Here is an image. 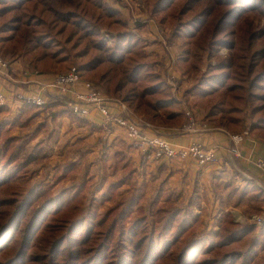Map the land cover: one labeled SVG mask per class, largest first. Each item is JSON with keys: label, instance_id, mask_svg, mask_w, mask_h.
Here are the masks:
<instances>
[{"label": "trees", "instance_id": "1", "mask_svg": "<svg viewBox=\"0 0 264 264\" xmlns=\"http://www.w3.org/2000/svg\"><path fill=\"white\" fill-rule=\"evenodd\" d=\"M162 1L150 0L152 8L146 1L156 16ZM180 34L187 36L184 30L175 33L177 38ZM213 34L210 32L203 41L196 36L190 38L196 48L192 56L195 61L190 62V49H184L181 57L182 64L188 65L187 72L192 66L198 68V50L205 43L217 41ZM143 47L142 39L128 28L121 12L110 0H0V53L9 56L13 63L19 58L29 62L34 69L48 70L44 73L54 70L66 72L77 66L82 77L103 86L107 94L135 104L150 119L161 118L172 125L183 123L185 118L184 113L179 112V102L162 72L154 69L157 61L148 65L143 60L146 57ZM196 88L190 87L185 93L199 101L209 100L208 115L211 119L226 120L231 129L240 131L245 128L249 134L255 132L264 139V107L261 108V100L256 98L252 89L244 87L241 90L244 93L239 94L230 89L206 94L198 91L195 94ZM223 105L230 109L218 117L216 108L223 110L219 108ZM35 107V104L26 103L13 121L0 123V137L5 125H8L4 129L7 131L11 126L28 128L36 118ZM2 111L0 107V116ZM64 113L66 111L55 112L52 116L54 123ZM68 113L75 117L73 112ZM246 119H251L252 123L245 124ZM44 123L46 129H51L52 137L57 135L59 128L56 125L51 128L48 119ZM38 132L34 127L25 137H10L0 145V219H3L0 220V242L8 244L18 235L23 237L18 255L6 264H24L32 241L43 226L48 234L43 250L47 251L56 240L51 251L45 253L48 254L47 260L68 264L72 254H80V249L75 248L76 243L68 245L79 222L86 235L91 231V238L82 244L87 255L80 261L84 264L105 250L121 256L129 252L137 254L150 240H155L156 235L169 240L159 254L166 264H262L264 224L259 226L255 220L239 223L225 214L216 221L220 227L218 231L212 229L214 227H199L200 217L194 212L196 200L181 207L166 208L163 205L168 202L169 195L160 186L155 187L157 193L151 197L145 180H138L143 172L135 174L133 170L128 178L121 177L117 182H106L105 173L91 196H87V192L89 185H94V178H84L81 182L73 180L58 192L46 181L34 180L35 172L27 171L28 166L48 160L50 156L45 149H41L43 154H39V150L29 147ZM19 140L20 143L14 145ZM116 158L117 155L111 166L120 169ZM108 162L106 160L104 164ZM65 167L69 175L77 165L73 163ZM121 168L124 170L126 165ZM132 176H136L134 183L139 187L132 188L133 194L129 191L128 194L119 193L115 203L110 204L116 187H121ZM65 178L67 176L62 179ZM100 187L103 188L100 190ZM126 195L130 197L125 198ZM85 199L89 200L88 204L84 203ZM52 212H56L57 220L46 223L45 217ZM24 218H28L25 226L21 224ZM127 219L132 221L128 236L123 233L116 240L118 226L122 223L126 229ZM140 227L145 235L140 236L137 230ZM195 229L199 235L181 241ZM169 230L173 233L171 239L167 236ZM95 257L86 264H94Z\"/></svg>", "mask_w": 264, "mask_h": 264}, {"label": "rangeland", "instance_id": "2", "mask_svg": "<svg viewBox=\"0 0 264 264\" xmlns=\"http://www.w3.org/2000/svg\"><path fill=\"white\" fill-rule=\"evenodd\" d=\"M146 1L152 8L150 0ZM146 1L110 0V3L121 12V16L123 20L127 22L128 28L141 39L142 37L138 32L139 27L131 24L129 21L130 10L132 8L137 9L140 14H148L149 18H154L162 27L169 43H172L177 49L176 57H172L169 62L164 56L157 59L153 57L150 58L147 55L150 50L145 49L147 40L142 39L144 43L143 52L146 55L143 60L147 62L148 65L152 64V62L156 63L157 61L156 66L154 67L153 65L154 69L162 72V77L165 78L170 86H172V84L169 82L168 77H177L180 74L185 84L184 91L195 86L198 87L196 88L197 91L195 94H197L198 91L202 94H206L210 91L223 92L229 89L238 91L236 93L239 94L244 93L241 92V90L247 87L256 93V98L261 100V108L264 107V104H262L264 103V0H163L159 7L161 10L157 13L158 16L151 12L152 10ZM126 9L129 10L126 12ZM144 19L145 17L142 21H144ZM179 30L186 31L187 36L184 37L180 34L179 38H177L175 33ZM210 32H214L213 37H217V41L205 43L203 48L198 50V68L196 69L195 66H192L191 71L187 72L188 65L186 64L184 66L182 64L181 57L182 53L184 54V49L185 51L186 49H190V62L192 63L195 61L192 56L195 54L196 48L192 44L190 38L193 39L192 37L196 36L203 41ZM106 37L108 43L111 44L112 40L109 33L106 34ZM20 61L24 63L22 64L25 67L23 70L36 71L38 73L48 71L34 69L30 67L29 62L20 60L19 58L15 63L12 61L13 67H15L14 64L17 65ZM171 65L173 66L172 70L168 71V67ZM100 87L108 93L103 86ZM193 98L194 100L187 109L191 110L193 114L194 111H196L197 114L201 116L203 109L207 113L209 112V100L199 101L196 97ZM236 103L237 102H234V104ZM23 105L24 104L16 108H12L11 106H0L3 108L0 116L1 125L5 120L13 121ZM219 108H223V110H219L218 107L216 108L218 117H222V115L226 114V111L230 109L227 105L219 106ZM61 111H66V113L61 114L57 118L56 123H54L52 120L53 114ZM68 112L73 111L59 102H54L44 108H39L38 112L35 110L36 118L28 128L21 129L19 126H11L9 131H7L4 129L8 125H5L3 128L4 131H1L2 137H0V145L10 137H18V139L23 138L36 127L39 132L33 138L32 144H30L29 147L39 150V154H43L41 149H45L50 156L48 160L43 159L39 162H35V164H30L27 171H31L32 173L35 172L34 180L46 181L50 187L53 185L55 188L54 191L56 192H58L63 185H70L73 180L81 182L84 178H88V180L94 178L95 183L94 185H89L87 192V196H91L92 193H94L93 189L98 186L99 181L104 177L105 173L106 182L107 180L109 182L114 180L117 182L121 177L128 178V174L133 172V170L135 174L141 172L137 167L139 164L132 161L127 154L119 155V151L128 148L126 147L127 144H118L124 141L121 140L117 142L116 144L118 145L115 147L108 144V142H97L94 136L96 135L94 124L85 117L77 115L74 112L75 117L72 118ZM47 119L50 122L51 128H54L55 125L59 128L57 135L53 137L51 129H46V124L44 122ZM244 123H252V120L246 119ZM167 128L168 127L161 126L159 131H157L158 134L160 133L166 136L164 133H166ZM19 143L20 140L14 145H18ZM117 148L119 149L115 150ZM115 155H117L116 162H118L120 169H114L111 166L114 162L112 159H114ZM108 157H111V159ZM106 160L109 162L104 164ZM73 163H76L77 167L67 175L69 172L66 171L65 166ZM124 165H126V168L123 170L121 167ZM151 173L152 175H149L148 172H145V175L138 179L139 182L145 180L148 193L151 197H154L157 193L155 187L158 188L162 186L165 193L169 195L167 201L171 203L168 204L165 202L166 204L163 206L171 209V206H173L172 204H177L175 206L180 205V207L185 205L184 202L187 200L185 192L178 193V191H173L171 188L169 181L171 180V182H174L173 177L165 174ZM1 174L2 172L0 170V176ZM65 176H67V178L62 179ZM135 179L136 176H132L121 187H116L117 189L113 194L115 197L112 198L113 200L110 204L115 203L117 200L116 196L121 192L125 194L130 192L133 194L134 190H132V188L139 187L134 183ZM60 180L62 181L58 182ZM102 188L103 187H100L99 189L101 190ZM141 189L139 191H141ZM128 197L130 196L126 195L125 198ZM88 202V199L84 200L85 204H88ZM55 215L56 212H52L50 215L46 216V223L57 220ZM132 217H134V215H132ZM27 220L28 218H24L21 224L25 226ZM126 223V229L123 228L122 223L118 226L116 240H118L123 233H126V236H128V229L132 221L127 219ZM77 226V231L68 240V245L76 243L75 248L80 249V254H72L68 264H84L80 263V261L87 257L84 253L85 248L82 247V244L91 238V231L86 235L85 232L81 230L82 223H77ZM199 227L201 226L199 225ZM212 227H214L212 229L216 231L220 229L217 225ZM137 230L140 236L145 235L142 227L137 228ZM171 230L167 232V236L170 237V239L173 234ZM202 230H207V228H203ZM195 231L196 229L186 234L181 241H187L190 237L200 234ZM59 233L60 232H58V234ZM47 235L45 226H43L32 241L28 251V258L24 264L53 263L50 262L49 259L47 260L48 254L45 253L51 251L56 240L54 239V243L49 249L44 251V240ZM165 239L166 237L162 238L161 235H156V239L153 241L150 240L143 250L137 254L129 252L126 256H121L108 252L107 250L102 251L96 257L94 256L96 258L94 264H166V261L159 256L169 243V240ZM162 241L163 243H161ZM22 242L23 237L19 235L13 238L8 244H5V241L0 242V263L3 262L6 264L9 260L16 257L20 251ZM37 256L42 257L39 258ZM94 257H91L88 262L92 261ZM55 258L58 259V257ZM260 261L264 264V256H260ZM53 264H58V262Z\"/></svg>", "mask_w": 264, "mask_h": 264}, {"label": "crops", "instance_id": "3", "mask_svg": "<svg viewBox=\"0 0 264 264\" xmlns=\"http://www.w3.org/2000/svg\"><path fill=\"white\" fill-rule=\"evenodd\" d=\"M128 10L129 9H126V12ZM144 17L145 19L142 21ZM129 21L131 24L139 27L138 32L142 39L147 40L145 49L150 50V52L147 53L150 58L153 57L157 59L164 56L169 62L172 57H176L177 49L172 43H169L164 34V30L154 18H149L148 14H140L137 9L132 8L130 10ZM167 48H169L168 51H166ZM22 64L24 63L20 62L17 65L14 64V76H18V73L25 68ZM55 73L57 72L52 71L43 73L45 75L35 78L37 79L35 85L28 83L34 78L29 79L26 77L19 80H8V83L14 85L11 87L17 92L25 94L32 89L34 91L39 90L43 84H47L54 79L55 75L53 74ZM170 87L172 90V86ZM6 91V86L0 82V92L3 93ZM172 93L179 102V112L182 111L184 113V118L187 122V111H189L187 108L194 100L193 97L189 98L184 91V94L187 96L185 98L187 102L184 100L180 101L176 93L174 91H172ZM118 98L135 111L141 113L146 121L153 125L152 128L155 132L159 131L161 126L168 127L166 133H164V135H166L165 137L171 139L179 146H187L195 142H201L206 145L221 147L218 150V160L212 164L214 179L209 182L204 178L202 171L198 169L196 163L193 161L177 159V165H172L150 158L142 162L140 146L132 142L123 133L112 135L108 142V144L113 147L118 144H127L126 147L128 148L119 151V155L127 154L132 161L139 164L137 167L144 175L145 172H148L149 175H152L151 172H153L155 174H165L173 177L174 182H171V180L169 181L171 188L173 191H178V193L185 192L187 200H185L184 204L186 205L192 200L197 201V204L194 205V212L200 217V226L212 227L216 225L217 219L225 214H228L234 221L243 224L255 220L257 216L264 217V180L262 170L257 163L259 157H264L263 138L255 132L249 134L246 132L248 130L245 128H241V130H243H240L241 132L235 131L231 129L227 121L211 119L204 109L202 110V116L194 111L199 126L196 130L187 131L184 126L182 127L185 119L183 123L175 125L167 123L161 118L153 120L150 119L144 111L138 109L135 104L123 100L120 97ZM11 107L16 108L15 105ZM35 108L36 112H38L39 107L36 105ZM94 115L96 117L100 116L99 113H95ZM94 127L96 129V135H94L96 141L104 143L101 140V125L96 124ZM228 133L233 135L244 134L245 136L244 140L240 143H234L239 151L237 155L228 151L229 140L232 137L229 136ZM121 140L124 142L116 144ZM118 149L119 148L115 150ZM108 158L111 159V157ZM167 203L171 204L169 202ZM172 205L175 206L177 204ZM263 253L264 250L260 256H264Z\"/></svg>", "mask_w": 264, "mask_h": 264}, {"label": "built area", "instance_id": "4", "mask_svg": "<svg viewBox=\"0 0 264 264\" xmlns=\"http://www.w3.org/2000/svg\"><path fill=\"white\" fill-rule=\"evenodd\" d=\"M172 67V65L168 67V71L172 70ZM14 74L15 68L10 58L0 53V82L7 88L6 92H0V106L15 105V107H19L24 103H32L39 108H44L54 102H59L77 115L85 117L94 125L100 124L103 142H109L114 134L123 133L126 135L132 142L140 146L142 162L150 158L172 165H177V159L193 161L207 181L211 182L214 179L212 164L218 160L220 146L206 145L201 142L187 146L177 145L171 139L155 132L152 128L153 125L147 122L141 113L132 109L118 97L107 94L91 80L82 77L77 67L53 74L55 75L53 80L43 84L39 90L32 89L25 94L12 88L11 86L14 85L8 83V80H19L24 77L34 78L28 83L35 85L37 83L35 78L45 74L26 70H21L18 76H14ZM168 80L180 101L187 102L184 94L185 84L180 74L177 77H168ZM95 113H99L100 116L96 117ZM187 116L188 120L184 128L187 131L196 130L199 122L195 114L189 110ZM228 135L232 136L229 140L228 151L237 155L239 151L234 143H240L245 136L244 134L233 135L231 133ZM257 163L262 170L264 180V157H259ZM255 221L258 225H263L264 217L257 216Z\"/></svg>", "mask_w": 264, "mask_h": 264}]
</instances>
